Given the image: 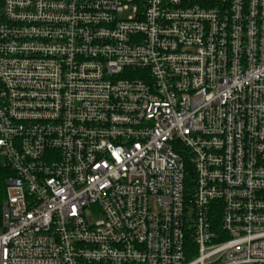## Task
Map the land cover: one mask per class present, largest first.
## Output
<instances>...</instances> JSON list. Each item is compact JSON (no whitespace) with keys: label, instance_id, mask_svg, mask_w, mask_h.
<instances>
[{"label":"built area","instance_id":"1","mask_svg":"<svg viewBox=\"0 0 264 264\" xmlns=\"http://www.w3.org/2000/svg\"><path fill=\"white\" fill-rule=\"evenodd\" d=\"M0 264H264V0H0Z\"/></svg>","mask_w":264,"mask_h":264},{"label":"trees","instance_id":"2","mask_svg":"<svg viewBox=\"0 0 264 264\" xmlns=\"http://www.w3.org/2000/svg\"><path fill=\"white\" fill-rule=\"evenodd\" d=\"M193 171L190 165L187 166L186 169V180H185V186H186V191L191 193L192 192V187H193ZM219 224V223H217ZM218 228V225H217Z\"/></svg>","mask_w":264,"mask_h":264}]
</instances>
